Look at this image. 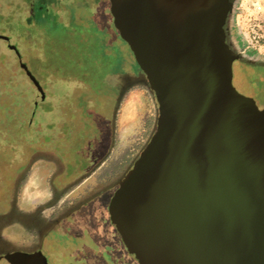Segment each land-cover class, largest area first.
Here are the masks:
<instances>
[{"label":"water","instance_id":"1","mask_svg":"<svg viewBox=\"0 0 264 264\" xmlns=\"http://www.w3.org/2000/svg\"><path fill=\"white\" fill-rule=\"evenodd\" d=\"M231 7L109 0L112 26L159 107L153 136L108 205L138 264H264V108L233 83ZM39 256L46 264L42 254L30 259Z\"/></svg>","mask_w":264,"mask_h":264},{"label":"rangeland","instance_id":"2","mask_svg":"<svg viewBox=\"0 0 264 264\" xmlns=\"http://www.w3.org/2000/svg\"><path fill=\"white\" fill-rule=\"evenodd\" d=\"M58 1L60 5L55 6ZM108 7L109 0H0V35L10 37L9 42L0 38V212L11 207L19 165L29 158L24 155L28 154L24 152L27 148L23 149L28 145L21 146L16 142L19 139L17 133L23 131H14L20 126L18 121L30 119L37 94L31 79L35 75L48 97L40 103L32 118L35 117L34 123L41 122L45 128L50 121L59 140L54 144L64 150L65 156L60 158L65 162L71 164L76 158H105L115 128L119 126L118 149L113 162L109 161L103 167L102 187L93 182L87 190L80 188L73 194L81 195L79 201H82L97 190H103L92 206L99 212L97 227L100 234L90 232V224H94L88 216L72 222L74 230L85 233L80 241L82 246L92 243V237H96L102 252L115 254L121 252L122 245L108 212L109 201L118 187L114 183L131 169H127L128 166L138 158L154 132L158 105L155 96H151L148 108L139 87L123 95L125 87L118 85L122 76L116 70L123 68L136 75L139 66L134 62L128 44L112 26ZM58 13L63 17L60 21ZM233 31L243 48L249 51L251 59L264 61V0H237ZM8 43L17 46L20 57L8 47ZM98 46L103 54L94 59L89 50H96ZM78 61L83 63L77 66L75 62ZM21 62L26 64L30 75L21 67ZM233 71L237 90L254 98L260 108L264 106V86L261 83L264 70L235 63ZM149 111L154 117L150 129L147 126ZM39 132L38 125L24 131L32 138L40 137H36ZM33 148L31 145L32 153H37ZM53 168L52 163L38 161L35 164L25 187V205L32 206L46 195V190L39 184L42 176L46 178ZM73 170L68 165L66 173L57 174L55 179L66 181L68 175L75 174ZM130 258L126 254L123 260Z\"/></svg>","mask_w":264,"mask_h":264},{"label":"flooded vegetation","instance_id":"3","mask_svg":"<svg viewBox=\"0 0 264 264\" xmlns=\"http://www.w3.org/2000/svg\"><path fill=\"white\" fill-rule=\"evenodd\" d=\"M236 1L237 0H231L232 7L225 23L226 41L230 48L238 54V58L233 62V70L235 63L264 70V61L251 59L249 51L243 48L240 41L236 39V35L233 31L234 6ZM60 13H58L57 17L59 21L63 18L59 15ZM135 61L136 60H134V62ZM116 73L122 76L118 85L125 87V89H123V95L130 93L135 87H139L142 91L143 98L148 102L149 108L151 102L150 97H154L155 93L150 88L146 75L142 70L139 68V71L134 75L131 72L127 73L121 68V70L117 69ZM31 79L37 88V94L32 104L30 119L18 121L17 125L20 124V126L14 131V133L23 131V133H17L19 139H16V142L21 146L24 143V145H28L23 149L27 148L24 152L30 155L24 154L26 158L28 156L29 158L19 165L17 172L18 177L11 197V207L7 211L0 212V264H44L40 256L33 260L30 259L34 258L35 254H42L46 260V264H135V260L132 258L123 260L126 254L129 255L124 248L123 251L120 250V253L115 254L109 251L102 252L99 246L100 243L97 242L99 239L96 237H92V243L82 246L80 241L83 240L85 233L81 232V230L76 231L72 227V222H79L83 216L85 218L88 216L94 224V226L90 224V232H94L95 235L98 236L100 234L97 227L98 220H100L99 212L92 206L95 201L99 200L103 190H97L89 199L82 201H79L81 200L79 199L82 197L81 195L78 194L74 196L73 194L80 188L87 190L89 184H93V182L102 187V182L104 180L101 175L103 167L106 166L109 161L111 163L113 162V156H115L118 149V140L120 138L119 126L115 128L111 148L108 150L105 158H97L98 160H91L90 158H83L81 160V158H76L71 164L65 162L61 159L65 156L64 150L61 149V146H56V144H54V141L59 140L58 138L56 139L57 136H55L56 134L52 131L53 126L50 124V121L45 124L46 128L41 122H38V124L34 123L35 117L32 118V114L39 110L40 103L46 100L48 95L42 90L44 88L38 77L33 75ZM261 83L262 86H264V81ZM15 95L18 96L17 94ZM19 97L22 98V95H19ZM156 102L158 105L157 99ZM261 108H264V106ZM158 115L159 107L158 113L154 119L156 123L155 130L157 127ZM117 118H119L118 111ZM148 118L147 126L150 129L154 118L151 111H149ZM35 125H38V128H40L39 135H36V137L40 136L38 137L40 140L35 137L32 138L28 133H24V131H27V129ZM41 125L43 127H40ZM44 129H46V131ZM154 132L149 137V140ZM7 134L9 133L7 132ZM31 145H34L37 153H32ZM55 155H57L59 159H55ZM60 156L62 157L60 158ZM88 156L94 157L93 154H88ZM38 161L52 163L54 168L47 174L46 178L42 176L41 183L39 184L42 189L46 190V195H43L44 197L40 201L32 204V206H28L29 204L25 205V187L27 179ZM134 162L135 161L129 166L127 165V169H130ZM126 163L128 162L126 161ZM68 165L74 168L73 171H75V174H72V176L68 175L70 177L66 181L60 180L59 178V181L56 180L55 176L57 174L66 173ZM114 167L118 169V165L115 164ZM113 168L109 176H111ZM124 176L118 178L114 185L119 186ZM88 210H90V212H88L89 214L87 213Z\"/></svg>","mask_w":264,"mask_h":264},{"label":"trees","instance_id":"4","mask_svg":"<svg viewBox=\"0 0 264 264\" xmlns=\"http://www.w3.org/2000/svg\"><path fill=\"white\" fill-rule=\"evenodd\" d=\"M58 6V5H60V2L58 1V3L57 4H55V6ZM84 18H86V17H84ZM88 18V17H87ZM86 18V19H87ZM88 20H91V19H89L88 18ZM89 22V21H88ZM117 32V31H116ZM118 33V32H117ZM118 35H119V33H118ZM119 37L121 38V36L119 35ZM122 39V38H121ZM123 40V39H122ZM99 42V41H98ZM97 45V44H96ZM89 53H90V55L91 56H93L94 57V59L96 58H100L101 57V55L103 54L102 53V48L100 49V46H98L97 47V49L96 50H94V49H90L89 50ZM88 56H89V54H88ZM84 62L86 63V61L84 60ZM80 63H83V61H78L77 63L75 62V64L78 66V65H80ZM125 249V248H124ZM121 250L123 251V246L121 247ZM130 256V255H129ZM135 264H138L137 263V261L135 260Z\"/></svg>","mask_w":264,"mask_h":264}]
</instances>
